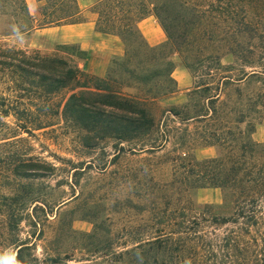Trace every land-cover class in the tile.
Instances as JSON below:
<instances>
[{"label": "trees", "instance_id": "16d2710c", "mask_svg": "<svg viewBox=\"0 0 264 264\" xmlns=\"http://www.w3.org/2000/svg\"><path fill=\"white\" fill-rule=\"evenodd\" d=\"M35 2L33 16L26 0H0V246L15 251L10 262L0 255V264H65L77 250L100 264H264V143L252 137L264 122V0H97L95 31L124 46L103 76L80 68L87 53L77 44L43 52L7 42L85 21L77 0ZM150 16L166 36L155 47L138 28ZM173 55L192 88L184 103L162 106L178 91ZM61 128L87 153L111 144L108 166L123 157L149 161L171 148L169 161L146 162L127 175L142 187L136 205L145 219L116 233L84 203L79 212L93 229L77 233L57 213L61 199L26 184L66 173L29 144ZM204 148L216 156L197 160ZM55 160L73 171L71 186L90 168L88 161ZM162 166L169 180L154 181ZM204 189H220L222 204L198 203ZM53 216L52 253L39 258L32 238L43 236ZM23 223L32 229L24 240ZM67 235L79 243L64 251L59 242Z\"/></svg>", "mask_w": 264, "mask_h": 264}, {"label": "rangeland", "instance_id": "374dc122", "mask_svg": "<svg viewBox=\"0 0 264 264\" xmlns=\"http://www.w3.org/2000/svg\"><path fill=\"white\" fill-rule=\"evenodd\" d=\"M29 11L33 16L37 15L38 4L35 0H27ZM32 32L29 35H21L12 37L7 40L11 45L17 48L26 50H40L43 52H50L56 45H45V42L36 38ZM172 60L174 64H180L181 61L178 55H173ZM110 61V60H109ZM231 62V58L227 57L223 60L224 64ZM109 65V62H108ZM107 65V68H108ZM190 75V74H189ZM191 77V76H190ZM192 88V84L188 89L180 90L173 96L161 103L162 106L180 105L186 100V93ZM259 130L258 136L255 135ZM255 133L253 134V140L258 143H264V122L256 126ZM30 146L33 148L35 155H39L47 162L55 163L57 167H62L61 172L56 173V177L50 180H35L29 181L26 184L31 185L34 189H38L42 193H49V200L61 199V204L57 211L59 217L65 218L64 221L70 223L73 230L77 233H90L93 229L90 220L83 218L79 212L81 204L88 203L95 206L94 212L99 213L102 217V221L106 224L113 225L116 233L121 226H125L129 223H139L141 219L145 217L138 216L139 206L136 205L137 195L140 193L142 187L137 182L128 180L127 175L138 171L143 164L148 162L165 163L173 156L171 148L167 147L164 151L160 152L153 159L144 161L135 158L123 157L116 166H108V162L113 157L114 149L111 144L105 146L102 149L95 151H89L88 153L82 150L76 143L74 135L70 131L61 128L53 133L39 136L36 139H30ZM84 152L86 154H84ZM217 151L215 148L199 149L194 153V157L197 160H203L216 156ZM71 160L74 163L81 161H88L87 165H90L85 172L79 170L76 174L77 184L71 186L74 180L71 178V174L66 165L60 164L55 159ZM103 165H105L103 167ZM168 166H162V171L154 176V181L157 180H169ZM105 168V169H104ZM104 169V170H102ZM60 182V186L56 188L57 182ZM68 183V184H67ZM50 188H54L53 191ZM196 200L200 204H222V192L220 189H204L200 190L196 195ZM131 202V205L126 203ZM128 206V209H127ZM138 206V207H137ZM224 215L230 213V209H222ZM57 225V219L55 216L49 217L48 221L43 223V236L37 238L38 233L32 238L37 246L36 254L39 258L45 254H51L50 242L53 239L55 227ZM21 233L18 234L22 240L29 237L28 233L32 232L30 226L23 223L20 226ZM2 231V229H1ZM37 238V240H36ZM31 239V240H32ZM2 240V239H1ZM0 240V241H1ZM79 236L67 235L59 242V247L64 251H69V248L74 247L79 243ZM1 244V242H0ZM66 249V250H65ZM62 250V251H63ZM0 255L5 261L10 262L15 256L14 247L9 243L3 242L0 246ZM100 261L87 258L80 251L74 253L73 259L67 261L65 264H100Z\"/></svg>", "mask_w": 264, "mask_h": 264}, {"label": "crops", "instance_id": "0c3cea01", "mask_svg": "<svg viewBox=\"0 0 264 264\" xmlns=\"http://www.w3.org/2000/svg\"><path fill=\"white\" fill-rule=\"evenodd\" d=\"M96 1L77 0L82 16L85 18L83 23L38 29L34 31L33 35L42 39L45 45L77 44L87 53L80 68L85 72L103 76L106 73L109 60L113 57L123 56L124 46L116 36L104 35L95 31L97 16L91 8ZM138 28L149 46L155 47L166 42V36L153 16L140 21ZM174 67L172 77L177 82L178 88L180 90L188 89L192 84L188 71L181 63L174 64ZM258 134L259 130L255 135L258 136Z\"/></svg>", "mask_w": 264, "mask_h": 264}]
</instances>
